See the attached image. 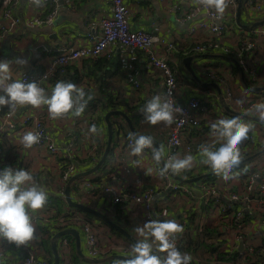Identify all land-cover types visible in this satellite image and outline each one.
I'll return each mask as SVG.
<instances>
[{"label": "crops", "instance_id": "obj_1", "mask_svg": "<svg viewBox=\"0 0 264 264\" xmlns=\"http://www.w3.org/2000/svg\"><path fill=\"white\" fill-rule=\"evenodd\" d=\"M125 1L130 7V21L134 26L142 27L147 30H154L174 40L180 47L179 53L181 55L177 56V54L174 53L172 56H169L179 77V98L183 101H187L190 97H197L207 108L206 114H201V126L197 128L190 127L189 132H187L183 138V148L176 154L181 157L190 154L194 157L195 166L190 170L194 175L192 177L201 176L202 174L211 175L209 173H212L207 170L210 167L202 163L205 157H203L200 151L201 145H212L214 146L213 150L220 146V142L211 135V124L219 119L239 117L242 120L244 118L249 120V123L253 125L252 130L249 132L248 139L240 145L241 153H254V151H256L254 156H251L254 158L247 163L244 169L251 173L257 172V184L264 181V148H260L264 144V123L258 119L257 115L246 118V115L242 114L237 109L238 100L252 99L259 102L264 101V99H261L262 93H258L262 88L254 90L248 86L249 84L252 85L248 80L255 82L264 81V41H258L259 50L254 53L251 60L253 66L259 67L260 73L256 80L251 79L244 74L235 55L223 54L221 51L196 53L188 50L193 42L192 37L187 33V27L190 22L187 21L184 24H180L177 21V16L181 14V11L190 10L194 7L197 13L194 19H199L203 17L204 14L198 6L182 0ZM58 4L60 11L56 19L53 22H43L39 24L37 23L43 20L49 12L50 8L47 0L46 3L40 7L35 6L30 0H21L18 4L16 13L21 19L20 25L9 33L2 46H0V57L8 61H13L11 66L13 80H18L20 73L23 71L43 69L49 57L52 55V49L57 45L66 44L68 42H74V44L78 45L84 44V36L88 31L90 22L97 23L100 17L108 13L110 9L106 0H58ZM259 4L261 5L259 13L249 15L245 3L242 2L240 18H238L237 15L239 2L233 13L231 10H227L229 22L232 24V28L225 39L227 44L232 45L235 42L239 31L248 33L253 27L259 26V22L264 21V0H259ZM68 7L71 9H68ZM2 21L0 17V23ZM249 35H252L251 32ZM209 36L210 33L205 30L199 31L196 35V37L201 40ZM117 50L118 51H115L112 56L107 57L108 59L113 57V59L110 62L111 67H107L109 72L105 78L102 76V70H99L98 73H95L91 78V68L95 63L90 60H83L70 66L65 78L53 80L48 84L46 87L47 94L51 95L52 89L58 81L63 80L73 83L74 77L79 75L82 78L81 80L85 79L86 84L93 86L88 92L86 91L87 95L85 99H87L89 95L93 98L97 91L100 92L105 89L106 93L111 95L114 99L118 101L126 100L129 104L137 105L134 111L141 115V123L145 124L144 127H146V123L148 122L143 112L146 103L155 95L159 94L163 97L164 84L160 72L156 68L148 66L143 55L138 53L137 56H122L123 50ZM17 57L26 59L27 64L23 67L15 64L14 61ZM189 58L190 60L187 63L186 60ZM116 62H118V64L112 66ZM206 71L219 72L226 77L233 92V99L231 101L224 99L225 88L221 82L209 79L206 76ZM128 76L139 79V89H133V87L127 83L126 78ZM81 83H78L77 86ZM262 85H264V83ZM0 94L3 93L0 92ZM105 96L107 99V95ZM3 108H7V106L0 107V111H2ZM27 110L36 112L41 116H47L48 123L52 127V130L58 133L56 136L59 141H62L60 133L64 137L66 129L74 128L75 132L80 135L82 139L81 146L78 148V156L85 162H89L91 143L95 141V139L98 140L100 137L101 141L108 138L107 123L106 121H104L103 124L101 122L102 112L99 113V132L95 135L90 132L91 126L87 116L93 111L89 109H85L79 116L69 114L57 120L49 118L47 106H41L40 108L25 106L24 111ZM121 110L127 113L129 112L125 108H121ZM114 115L115 114L112 116ZM117 119H120V117H117ZM150 126L149 129H153L155 132L152 137L158 142L159 148H162L163 139L171 125L161 122L156 125L150 124ZM21 137L20 135L14 138L7 136L3 138L5 153L4 156H2L1 165L15 166L18 167L17 170H20L19 167H22L24 170L29 171L34 176L37 184L46 191L48 200L49 198L52 199L55 197L64 199V209L66 211L71 204L67 201L65 194L67 182L63 183L60 181L61 164L54 156L48 154L44 148H25L20 143ZM115 142L114 153L111 156L107 168L98 174H94L93 172L87 175V177L82 176L85 178L90 177L94 180L96 183L95 195L89 196V193L86 194L87 190L83 188L74 189L72 183L70 186V194L74 201L84 203L104 212L115 222L118 221L117 218L121 215V217L126 218L128 227H125L121 223L120 225L138 238L134 231L135 228L143 226L144 223H146L141 208L138 206L126 209L120 204H112L105 199L100 188L103 184L109 182L117 186H132L138 189L153 187L156 189L154 199L155 207L158 210H166L168 220H175L183 226L184 231L182 232V238L187 237L188 233L191 231L190 235L192 239L198 240L196 238H199V235H206L204 232L206 228H214L216 226L217 229L221 230V237L224 240L223 245H221V250H231L234 244L235 229L228 223L221 222V214L219 215V211L216 208L217 205L210 201H204V199L200 202H193V198L200 194L198 183L192 184L196 181L191 183L187 182L192 187L195 194L189 197V195L173 192L168 187V181L159 174L158 168H163L166 163L164 151L162 153L161 162L157 164L152 158L153 154L151 150L149 152L144 150L139 156L131 155V150L129 146H127V135L124 133L119 132L118 135L116 133ZM188 144L193 145L194 149L192 151L187 150L186 146ZM123 146L126 147L123 156L125 157L126 164L132 169L131 173H125V170H122L117 162L119 152L123 150ZM154 147L156 146L154 145ZM149 168L152 169L151 174H147V169ZM235 169H233L232 179L225 181L221 177H216L214 182L210 181V183H215L220 191H243L246 176L238 175ZM86 170L88 169L80 167L77 173ZM115 172H119V174L124 173L120 181L111 179V174ZM185 177L192 178L189 176ZM50 205L54 206V204ZM234 205L236 208H244V213L247 217L252 216L253 208L248 203L240 200ZM37 212L39 214L49 215L53 220L57 215V210L54 207L50 208L48 205H45L42 210ZM229 223L233 222L230 221ZM42 224L43 223H39L36 227H40ZM102 226L109 229V226ZM51 228H55V224L51 225ZM202 229L203 233L201 232ZM250 237V240L257 244H259L262 239L260 235L259 237L250 235ZM83 250L85 252L84 242ZM7 251L9 254H14L11 250ZM186 254L192 257L190 264H196L198 261L200 263L202 262L199 259L200 257L195 256V254ZM202 264L205 263L202 262Z\"/></svg>", "mask_w": 264, "mask_h": 264}, {"label": "built area", "instance_id": "obj_2", "mask_svg": "<svg viewBox=\"0 0 264 264\" xmlns=\"http://www.w3.org/2000/svg\"><path fill=\"white\" fill-rule=\"evenodd\" d=\"M30 1L32 2V0ZM47 1L50 8L49 12L37 24L53 22L59 14L58 0ZM182 1L198 6L195 0ZM20 2L21 0H0V17L3 20L0 23V46H2L9 33L20 25L21 19L16 13V8ZM106 2L110 6L108 13L100 17L97 23L90 22L88 31L84 36V44L78 45L74 44V42H68L57 45L52 49V55L43 69L23 71L20 73L18 80L25 83L36 81L46 90L47 85L53 79L64 78L70 66L83 60L96 59L101 56L110 57L115 51H118L117 49L123 50L122 56H137L138 53L143 55L146 64L160 72L164 84L163 97L171 94L174 106L182 109V112L174 113V121L163 139L162 149L167 162L169 157L176 155L183 148V138L189 132L190 127L197 128L201 126V114H206L207 108L197 97H190L187 101L179 98V77L169 58V56L178 51L177 43L154 30L134 26L130 21V7L125 0H106ZM237 3L238 0H232L227 10H231L233 13L236 10ZM243 3H245L249 15L258 14L261 10L259 0H243ZM198 8L204 14L199 19H194L197 16L194 7L190 10L181 11V14L177 16V21L180 24H184L187 21L190 22L187 27V33L193 40L191 50L196 53L221 51L223 54L235 55L244 74L248 78L256 80L260 73L259 67L253 66L251 60L254 53L259 50L258 41H264V25L253 27L250 30L252 35H249L250 32L242 33L239 31L235 42L229 45L225 42V39L232 28V24L229 22L227 10L222 18L216 19L211 11L200 6ZM68 9L71 8L68 7ZM202 30L208 31L210 36L201 40L196 35ZM3 60L5 59L0 57V61ZM206 76L211 80L221 82L225 88V100L231 101L233 99L232 89L223 74L206 71ZM126 81L133 89L140 88L138 78L128 76ZM78 87H82L85 92H88L93 86L86 84L84 79ZM261 99H264L263 95ZM243 101V105L238 104V111L245 114L246 118L254 117L256 114L247 110L259 101L252 99ZM99 112V109H96L87 116L90 126L95 125L97 129ZM243 121L249 123V120L245 118ZM27 131L37 132L40 135L39 143L33 147L44 148L48 154L54 156L61 164V182H68L73 175L77 174L78 169L84 167L87 163L78 156V148L81 146L82 139L74 128L66 129L64 137L60 133L62 141H59L56 136L58 133L52 130L47 116H41L28 110L24 111V107L19 106L15 111L10 110L8 107L0 111V162L5 153L3 138L6 136L13 138L20 135L23 136ZM100 138L98 140L95 139L91 143L90 162L92 164L98 163L99 158L102 157V151L105 149L106 138L103 141ZM133 142V140L127 138V146ZM125 148L123 146V150L119 152L117 162L120 168L125 170V173H131L132 169L126 164L123 156ZM186 148L190 151L194 149L191 144H188ZM145 150L149 152L151 149ZM4 167L0 163V169ZM11 167L14 170L18 169L15 166ZM244 168L238 167L235 169L238 175L246 176L243 191H220L215 183H205L201 180L197 184L200 194L193 198V202H200L203 199L214 202L217 205L216 208L219 211V215L221 214V222L228 223L235 229L234 244L230 251H236L237 257L230 260L228 264H264V181L257 184V172L251 173ZM19 169L24 168L19 167ZM160 169L158 168L159 174ZM123 174L115 172L111 174V179L120 181ZM179 175L184 176L182 173ZM163 177L168 181V187L173 192L189 195V197L195 195L188 183L174 179L170 171ZM72 183L77 188L86 189V194L96 193V183L90 177H79ZM100 191L105 199L112 204H120L126 209L139 206L143 212L145 222L150 220H168L167 211L158 210L155 207L156 189L153 187L138 189L132 186H117L109 182L103 184ZM240 200L252 206L253 213L251 217L245 215L244 208L235 207L234 204ZM33 219L37 226L39 223H43L42 227H36V238L29 244L22 246L1 240L0 264H49L48 252H46L47 250L43 245V240L57 232V226L61 227L60 230L70 227L79 229L84 242L85 253L91 258H101L114 253L132 255L131 247L133 245L126 242L122 237L116 236L110 229L100 225L97 221H90L85 213L71 211L69 214L55 216L53 220L49 215L36 212L33 214ZM230 221L233 223H229ZM53 224H55V228H51ZM250 235L258 237L260 235L262 239L259 244L252 242ZM181 240L182 233H179L175 238L176 246ZM72 247V241L67 235L61 236L58 240L60 260H63V264H91L83 260L80 262L73 261ZM7 250H11L14 254H9ZM156 254L160 253L157 252ZM161 254L162 256L164 255V253ZM122 262L123 260H112L102 263L122 264ZM216 262L219 263L221 261L219 259Z\"/></svg>", "mask_w": 264, "mask_h": 264}, {"label": "clouds", "instance_id": "obj_3", "mask_svg": "<svg viewBox=\"0 0 264 264\" xmlns=\"http://www.w3.org/2000/svg\"><path fill=\"white\" fill-rule=\"evenodd\" d=\"M196 4L214 13L216 19H220L226 13L232 0H195ZM37 6H43L46 0H32ZM15 64L24 66L27 60L17 57ZM13 61H0V107L7 106L15 111L17 107L31 106L40 108L47 106L49 117L53 120L64 118L69 114L81 115L92 99L82 87L71 82L58 81L48 95L45 88L36 81L22 82L13 80L11 66ZM171 83V82H170ZM243 105V100H238ZM254 112L258 119L264 123V101L256 102L247 110ZM145 119L152 125L164 122L171 125L174 121V113L182 112L175 107L171 94L162 97L153 96L143 109ZM253 125L245 123L239 117L232 119H219L211 124V135L220 142V146L213 150L212 145H201V153L205 159L202 163L210 167L212 172L223 180L233 178V169L237 168L243 157L240 145L248 139ZM90 132L98 134V129L92 125ZM129 139L134 142L129 144L131 155L139 156L145 149H151L153 160L161 162L163 149L154 147L151 136L140 135L138 137L129 134ZM40 135L37 132L27 131L21 137L20 143L25 148H32L39 143ZM195 166L192 155H173L168 158L164 167L160 169V175L169 173L179 175L190 171ZM152 169H147L151 174ZM46 191L37 184L34 176L27 170H14L11 166L0 169V240H6L17 246L29 244L36 238V225L33 214L42 210L47 204ZM138 236L136 243L131 247V257L122 264H190L192 257L181 253L175 243L177 234L184 231L183 226L175 220H150L143 226L134 230ZM164 253L163 256L156 253Z\"/></svg>", "mask_w": 264, "mask_h": 264}, {"label": "trees", "instance_id": "obj_4", "mask_svg": "<svg viewBox=\"0 0 264 264\" xmlns=\"http://www.w3.org/2000/svg\"><path fill=\"white\" fill-rule=\"evenodd\" d=\"M192 46H193V44H191V46L188 48L189 51H192L191 50ZM179 50H180V47H179L178 51L175 53V54H177V56L181 55L179 53ZM180 52H182V51H180ZM112 59H113V57L108 59L107 56H101V57L96 58V59H90V61H93V63H95L94 65H92V68H91L92 72H91V76L90 77L92 78V76L95 73H98L99 70L100 71L102 70V74H103L102 76H103V78H105L106 75L109 72L107 70L108 69L107 67H111L110 62L112 61ZM116 64H118V62H116L112 66H114ZM69 69H70V67L68 68V71H69ZM68 71H67V73H68ZM81 79H82L81 76H79V75L75 76L74 80H73V83L77 85L78 83H81L83 81ZM53 80H59V79H53ZM248 82H250L252 85H256V86H261L264 83V81L255 82V81H251V80L250 81L248 80ZM258 93H262V95L264 96V88H262V90L258 91ZM105 95H107V99L105 98L106 97ZM108 95L109 94L106 93L105 89L100 91V92L97 91L94 94V97L88 101L85 109H89L91 111L99 109V111H100L99 113L102 112L101 122L103 124L104 121H106L105 120V115H104V114H106V112H108L109 110H116V109L125 108L127 111H129L128 114L131 117L132 122H133L137 132H139L140 134H143V135L154 136V133H155L154 130L153 129H149L151 127L150 123H146V127H144L145 124L141 123V120H142L141 115L134 111L137 105L129 104L126 100L125 101L124 100H119L118 101L117 99H114L111 95H109V96ZM5 109L6 108H3L2 111L5 110ZM117 117H120V119H117ZM111 121H112V124H113L112 147H111V150H110L106 160L101 165V167L98 168L94 172V174H98L99 172L104 171L107 168L108 163L110 162L111 156L114 153V147H115L114 144L116 143L115 142L116 133H117V135H118L119 132L120 133H124L125 135H127L128 139H129V134L130 133L132 134L129 125H128L127 121L125 120V118L123 116H121L119 114H115L114 116L111 117ZM106 144H107V139L105 140L104 148L106 147ZM260 148H264V144ZM104 150L105 149H103V151ZM103 151H102V153H103ZM255 152L256 151H254V153ZM254 153H251V152L242 153L243 159H242V161H241V163H240V165L238 167H245L247 165V163L251 159L254 158V157L253 158L251 157V156H254ZM101 156H102V154H101ZM100 158H99V160H100ZM88 160H89V162H87L84 165V167H83L84 169H90L91 167L96 165V163L92 164V162H90L91 158H89ZM207 170L209 172L210 171L212 172V170L210 168L207 169ZM182 174L185 175V176H189V177L194 176L190 171L183 172ZM216 177L217 176L214 175V174L207 175V176L202 177L200 180H198L196 182H193L192 184L198 183L201 180H202V182H205V183H210V181L214 182ZM80 178H82V177H80ZM95 180H98V179H95ZM73 188L77 189V187L74 186V184H73ZM94 195H95L94 193H89V196H94ZM204 201H208V200L206 199ZM47 203H49V204H46V205L50 206V208L54 207L57 210V215L56 216H59L61 214H69L71 211H77V212L85 213L89 217L90 221L95 220L100 225L109 226V229H110V231L113 234H115L116 236L122 237L126 242H128L131 245H134V243L127 236H125L124 234L119 232L117 229L112 227L104 219L100 218L99 216H97V215H95V214H93L91 212H87L86 210H84L82 208H79L77 206L69 205L68 203L67 204L69 205L68 206L69 208L65 211V209H64L65 201L62 198H56V197L52 198V199L49 198ZM50 204H54V206H52ZM213 204H215V203L213 202ZM117 220L118 221H116V222L117 223L119 222L118 224L121 223L125 227H128L127 226L128 223H127L126 218L121 217V215H120V217L117 218ZM191 220H193V219H191ZM40 227H42V226H40ZM60 229H61V227L57 226L56 231L58 232V231H60ZM190 232L188 233L187 237L182 238L181 242L177 246V248L181 251V253H193V254H195V256L200 257L199 259L205 264H228V262L230 260L236 259V257H237V252L236 251H222L221 250V245H223L224 240L221 237L222 236L221 230L217 229L216 226L214 228H209V227L206 228L204 230L206 235L205 236L204 235L203 236L199 235V238H196L198 240H195V239L193 240L191 235H190ZM201 232L203 233V229L201 230ZM54 234H52L50 237L47 236V238L43 240V245H44V247L47 250V251L46 250L45 251L48 252L47 255H48V259H49V264H54V256H53L52 249H51V244H50L51 237ZM67 236L70 237V239L72 241V245H73V247H72V258H73V261H75V262L82 261V259L80 258V256L78 255V253L76 251V247H75L76 244H75L74 237L71 236V235H67ZM157 255H161L162 256L161 253L157 254ZM219 259H220L221 262L217 263L216 260H219ZM202 262L200 263L198 261L196 264H202ZM60 264H63V260L62 259L60 261Z\"/></svg>", "mask_w": 264, "mask_h": 264}, {"label": "water", "instance_id": "obj_5", "mask_svg": "<svg viewBox=\"0 0 264 264\" xmlns=\"http://www.w3.org/2000/svg\"><path fill=\"white\" fill-rule=\"evenodd\" d=\"M239 5H238V18H240V14H241V7H242V2L243 0H238ZM259 25L264 24V21L259 22ZM190 60V58L188 60H186V62L188 63ZM245 80V79H244ZM248 84V83H247ZM250 88L254 89V90H259L261 88H264V85L261 86H253V85H248ZM113 114H119L121 116H123L125 118V120L127 121L130 130L132 132V134L136 137L143 135L140 134L139 132H137L131 117L129 116V114L121 109H116V110H109L108 112H106L105 114V120L107 123V129H108V138H107V144L105 147V150L102 154V157L100 158V160L98 161V163L96 165H94L92 168L86 170V171H82L79 172L75 175H73L70 180L67 182L66 185V190H65V194H66V199L69 202V204L73 205V206H77L79 208H82L84 210H86L87 212H91L97 216H99L100 218L104 219L107 223H109L112 227H114L115 229H117L119 232H121L122 234H124L125 236H127L134 244L137 241V237L134 236L130 231H128L126 228H124L122 225L118 224L117 222H115L114 220H112L109 216H107L104 212H101L100 210H97L96 208L90 207L84 203H80V202H76L72 199L71 194H70V186L72 184V182L76 179H78L79 177L82 176H87L93 172H95L98 168L101 167V165L104 163V161L106 160L111 147H112V141H113V124L111 121V116ZM149 136V135H146ZM152 137V136H151ZM153 141H154V145L156 146V148L159 149V144L158 142L155 140L154 137ZM172 174V173H171ZM209 174H214L209 173ZM205 175L208 174H202L201 176H196V177H192V178H186L182 175H176V174H172L173 178L182 182H188L191 183L193 181H197L199 180L201 177H204ZM63 235H71L74 237L75 239V244H76V251L78 253V255L80 256V258L87 262V263H91V264H99L102 262H109L112 260H126L128 258L131 257V255H127V254H121V253H114V254H110L109 256L106 257H101V258H91L89 257L83 250V242H82V236L81 233L79 231V229L75 228V227H70V228H66L63 230H60L58 232H56L52 237H51V249H52V253L54 256V264H60V254H59V249H58V240L60 239L61 236Z\"/></svg>", "mask_w": 264, "mask_h": 264}, {"label": "rangeland", "instance_id": "obj_6", "mask_svg": "<svg viewBox=\"0 0 264 264\" xmlns=\"http://www.w3.org/2000/svg\"><path fill=\"white\" fill-rule=\"evenodd\" d=\"M256 86V85H255Z\"/></svg>", "mask_w": 264, "mask_h": 264}]
</instances>
